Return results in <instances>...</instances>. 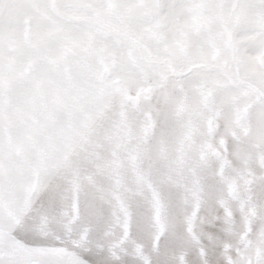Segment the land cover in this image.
<instances>
[{"label":"snow or ice","instance_id":"snow-or-ice-1","mask_svg":"<svg viewBox=\"0 0 264 264\" xmlns=\"http://www.w3.org/2000/svg\"><path fill=\"white\" fill-rule=\"evenodd\" d=\"M0 264H264V0H0Z\"/></svg>","mask_w":264,"mask_h":264}]
</instances>
